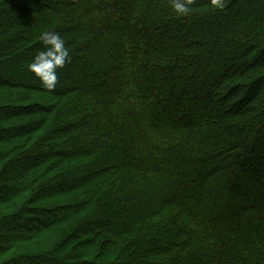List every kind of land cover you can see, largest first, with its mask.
Segmentation results:
<instances>
[{
    "label": "trees",
    "instance_id": "trees-1",
    "mask_svg": "<svg viewBox=\"0 0 264 264\" xmlns=\"http://www.w3.org/2000/svg\"><path fill=\"white\" fill-rule=\"evenodd\" d=\"M191 7L0 0V264H264V0Z\"/></svg>",
    "mask_w": 264,
    "mask_h": 264
},
{
    "label": "clouds",
    "instance_id": "clouds-1",
    "mask_svg": "<svg viewBox=\"0 0 264 264\" xmlns=\"http://www.w3.org/2000/svg\"><path fill=\"white\" fill-rule=\"evenodd\" d=\"M168 2L174 13L182 17L191 13V6L196 0H168ZM210 7L222 9L224 0H210ZM39 41L44 48L33 57L28 69L35 73L44 87L54 89L58 79L57 69H62L70 60L69 49L65 46L64 38L55 31H40Z\"/></svg>",
    "mask_w": 264,
    "mask_h": 264
},
{
    "label": "rangeland",
    "instance_id": "rangeland-1",
    "mask_svg": "<svg viewBox=\"0 0 264 264\" xmlns=\"http://www.w3.org/2000/svg\"><path fill=\"white\" fill-rule=\"evenodd\" d=\"M8 91V90H7ZM12 144H15L14 142H11ZM10 146V145H9ZM12 166V165H11ZM16 167V165L14 166V168ZM17 208V205L14 201L12 202H4V203H1L0 204V218L1 217H6L8 216L9 214L13 213L14 209ZM14 210V211H13ZM32 215H38V213L34 210L33 212H31L29 215L27 216H32ZM14 224H18V221H15L13 222ZM43 240L41 238H35L33 240H30L26 243H23V244H20L17 246L16 250H14L13 252H16V253H26V252H29V251H32V250H35L39 247H42L43 246ZM13 252L5 255V256H2L0 257V262L11 257L13 255Z\"/></svg>",
    "mask_w": 264,
    "mask_h": 264
}]
</instances>
